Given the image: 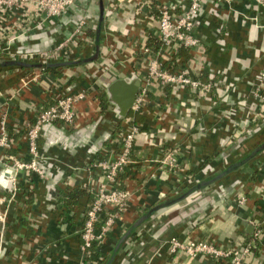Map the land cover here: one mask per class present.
Returning <instances> with one entry per match:
<instances>
[{
  "label": "crops",
  "instance_id": "1",
  "mask_svg": "<svg viewBox=\"0 0 264 264\" xmlns=\"http://www.w3.org/2000/svg\"><path fill=\"white\" fill-rule=\"evenodd\" d=\"M171 1L176 0H82L47 20L0 9V63L7 62L0 67V124L6 121L12 140L9 150L0 151V202L6 204L0 205L6 214L0 264H82L83 216L91 192L104 181L92 165L117 158L121 134L132 124L140 132L131 164L120 175L128 207L95 246L96 264H229L171 255L167 242L173 236L221 248L255 243L245 264H264V233L254 240L264 223V114L250 89L264 66V7L252 9L248 0H203L200 46L179 56L176 47L164 56L165 67L212 82V91L202 95L149 76L162 48L147 54L144 49L158 42V7ZM84 15L90 18L84 35L60 47ZM28 50L50 52L47 64L74 65L55 73L24 67L40 64L17 60ZM129 78L147 91L142 123L122 118L113 103L106 110L101 106L110 85ZM82 91L87 97L76 106L77 125L48 126L39 139L46 179L4 166L9 158L31 160L26 129L39 111ZM170 151L177 156L174 168L162 163ZM14 176L15 195L8 185ZM75 189L84 195L70 211L60 200ZM186 192L183 200L143 219L154 205Z\"/></svg>",
  "mask_w": 264,
  "mask_h": 264
},
{
  "label": "built area",
  "instance_id": "2",
  "mask_svg": "<svg viewBox=\"0 0 264 264\" xmlns=\"http://www.w3.org/2000/svg\"><path fill=\"white\" fill-rule=\"evenodd\" d=\"M82 0H0L1 10H17L23 13V16L36 15L37 17L52 19L63 16L70 8L78 5ZM226 3H232V0H224ZM203 0H176L158 7V29L157 41L160 43L161 50L158 55L150 62L149 76L158 79L163 86H173L190 88L202 95L209 94L213 89L212 82L190 76L187 70H174L165 67L164 56H169L174 48H183L189 52L196 50L200 46V40L197 36V30L200 27V21L204 15L202 8ZM252 9L264 7V0H248ZM25 9L29 10L26 11ZM89 17L82 16L74 23L75 27L69 37L65 39L60 47H64L72 39L83 36L88 26ZM261 29L264 27L261 26ZM220 30H222L220 28ZM144 52L150 53L146 47ZM47 51H24L17 55V60L22 63L40 59L41 64H47L50 57ZM198 56V55H197ZM202 67V64H199ZM201 72L202 69L200 68ZM136 79V78H129ZM251 96L257 102L259 111L264 114V66L258 73L256 79L250 84ZM86 92L69 94L58 99L50 107L39 111L34 123L29 124L26 129L28 142V152L31 160L21 162L9 158L10 165H4L14 172L29 171L36 173L41 179H46V174L41 167V155L39 153V139L44 134L46 127L51 125H61L64 128L75 127L78 122V111L76 106L79 102L85 100ZM147 97L146 89L140 88L132 110L140 113L145 107ZM118 112V111H117ZM122 117V116H121ZM127 117V116H125ZM122 117V118H125ZM128 122L131 118L128 117ZM140 128L132 124L121 134L123 138V148L121 153L113 161L98 160L92 167L103 173L101 176L103 182L94 190L95 198L92 204L87 208L83 216V227L80 232L82 240L80 254L82 264H96L94 260L95 246L101 245L106 237L110 227L116 219L121 218L128 207V192L122 187L120 175L131 164V154L134 141ZM12 146L11 137L8 134L6 121L0 124V151L9 150ZM162 163L168 167L174 168L177 163L176 153L167 152L164 155ZM8 185L15 195L18 189L17 179L14 176L8 181ZM246 198L241 196L238 203L244 205ZM0 205H6L0 202ZM5 210H0V223L4 224L6 214ZM110 212V213H108ZM3 230V229H2ZM264 233V223L259 225L254 233V240H258ZM3 234V233H2ZM168 251L171 255L185 254L191 258L209 256L218 262L229 264H245L246 258L256 249L255 243H248L241 248H221L215 244L195 239H181L178 236L171 237L168 242Z\"/></svg>",
  "mask_w": 264,
  "mask_h": 264
},
{
  "label": "trees",
  "instance_id": "3",
  "mask_svg": "<svg viewBox=\"0 0 264 264\" xmlns=\"http://www.w3.org/2000/svg\"><path fill=\"white\" fill-rule=\"evenodd\" d=\"M148 48L152 49L154 52H157L158 49L160 48V43L159 42H155V41H149L147 43ZM177 56L179 55H183V48H177ZM7 62H3L0 63V67H3ZM15 65H21L20 62H15ZM9 64V63H8ZM12 64V63H11ZM13 65V64H12ZM24 67H33V68H40L46 72H53L55 73L59 68L62 67H70L72 65H74L73 63H62V64H31V65H27V64H22ZM110 99L109 96L107 98V96H104L101 99V106L103 108V110H106L107 106L109 105ZM127 117H130L134 120L135 123H142L143 122V118L139 116V113H135L133 110H130L127 114ZM187 193L186 192V196H179L176 198L171 199L170 201L160 204V205H154L153 207H151L150 209H148L145 213H144V220L149 219L151 217V215H153V213H155L156 211H159L161 208L165 207V206H169V205H173L181 200H183L185 197H187ZM184 194V195H185ZM84 195V193L82 191H80L79 189H75L73 190L71 193L67 194L66 196H63V198L60 200V204L66 208L67 210L73 211L74 207L78 204L80 197H82ZM91 200H90V204L89 206L92 204V202L94 201L95 198V193L94 191L91 192ZM88 206V207H89ZM110 213V212H108ZM143 220V221H144ZM132 232V230H131ZM94 249V248H93Z\"/></svg>",
  "mask_w": 264,
  "mask_h": 264
},
{
  "label": "water",
  "instance_id": "4",
  "mask_svg": "<svg viewBox=\"0 0 264 264\" xmlns=\"http://www.w3.org/2000/svg\"><path fill=\"white\" fill-rule=\"evenodd\" d=\"M140 88L141 82L138 79L118 80L108 88L110 102L117 106L122 117L132 110Z\"/></svg>",
  "mask_w": 264,
  "mask_h": 264
}]
</instances>
